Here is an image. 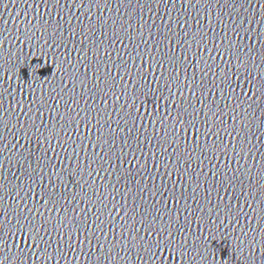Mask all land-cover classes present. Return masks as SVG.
Here are the masks:
<instances>
[{
    "label": "snow or ice",
    "instance_id": "snow-or-ice-1",
    "mask_svg": "<svg viewBox=\"0 0 264 264\" xmlns=\"http://www.w3.org/2000/svg\"><path fill=\"white\" fill-rule=\"evenodd\" d=\"M10 2L14 3L16 2V0H0V9L6 8ZM20 2L22 4L31 6L35 11L36 8L41 4H47L49 2H52V0H20ZM73 2H75V0H73ZM188 2L191 3V0H188ZM201 2L207 4L210 2V0H197L198 4ZM59 3L60 0H55L56 5H58ZM89 3L91 4V0H89ZM83 4L84 0H80L81 7H83ZM257 7L260 9L262 18H264V3H258ZM33 20H35V17H33ZM36 27L37 26H34L27 20V16H25V18L20 20L19 22V28L22 29L20 35L23 36L24 42L28 46V53H31L33 50L38 49L42 55L53 60L57 64V67L60 70L58 78L60 79L61 83H63L64 80H67L69 84H77L79 88L83 89L85 87V80L75 79V77L80 76V73L73 69L72 65L68 63L67 56L58 58L57 53L53 51V49L56 47V43L54 42L49 45L48 40L43 39L45 32L50 33L49 39L56 38L57 33H59V27H50L49 23L42 21V23L38 26L41 28L39 39L34 36ZM113 30L115 31V29ZM6 31V22L4 21L3 16H0V38H2L0 39V144H2L4 139L2 135L3 131L11 122L8 119L7 111L4 110L5 97L12 95H15L17 97L15 103L18 108L19 106L24 105L27 109L24 126L21 128L22 132L24 131V128L28 127L30 123L28 118L32 116V112L34 110L40 112V110L42 109L44 112H47L50 117L47 129L49 132V136L52 139H55L58 126L53 124V121L51 119L53 115L56 116L57 120L60 123L71 122L75 124L76 121H80V124H76V127L79 128L81 125H83L85 129V136L83 138L78 136L77 139H86L88 136V126L91 125L93 129L96 128V124L99 123V114L97 113L95 116L89 118L86 112L84 120H80L79 113H77L76 116L73 117L72 112L66 110L64 112V115L61 117L59 113V107L64 106L67 101L61 100L59 99V97H57V99L59 100V104L52 105V111L49 112V104L48 101L44 99V97L46 94L51 96L52 93L56 91V89L53 87L54 84H50V82H41L40 84H38L39 88H37L35 80L36 77L42 76L47 68L41 69L39 64H36L35 67L29 66L31 68L34 79L29 84L28 88H25L22 83L18 82L13 72H5L4 63L7 62L11 66V68H15L16 62L21 55V52L23 51V49L20 48L17 49L16 52H13L11 47L5 50L4 42L6 41V37H4L3 34ZM199 37L200 33L198 32L192 37V39L193 41H195ZM42 40L43 42H41ZM201 42H203L202 39ZM211 42L213 44L215 43L214 41ZM223 46L224 42L222 40L221 47ZM5 53H7V56L4 55ZM224 54L228 57L229 63L232 64V67L235 70L234 74L239 73L246 82H249L248 90L251 93L250 96L244 95L240 98L236 97L228 80V72L223 71L217 73L220 76L219 82L221 86L226 84L229 85L227 91L232 102V108L230 109V111L233 113H238V115H233L231 117L232 125L229 126L231 128V131H229V128L225 127L224 114L219 109H216L213 104H207L205 106L207 109L206 111L205 108L200 109V112L203 113V118L198 116L196 110L192 108V97L196 94H199L201 96L204 94L203 86L205 80L207 79L209 84H215L214 79L210 78L212 76V69L216 67L211 54H209L207 57L200 56L198 61L191 66V83H189L187 75H185L184 79L181 81L179 74H177V83L174 85V87L176 88V96L179 99V103H177L175 100L171 101L174 105V116H170L167 110V105L172 96L171 92H169L167 99L163 94L157 97V100L154 101L151 108H149L147 104L148 97L154 95L151 89L147 91L141 89L139 96H137V99L144 108V112L150 124L154 121L157 124H161L162 128L164 124H167V131L161 132V141L167 145L169 144V140H171V144H175L177 145V147H180L182 144L184 145V151L181 153V157L179 158H183L186 154L187 159L185 160V162L192 159L199 160L203 153L197 154V148L201 146L203 147L204 151L209 152L213 157H215V154L217 152L221 154L228 152L229 148H231L233 155H235L237 150L243 153L245 148L240 143L239 134L236 135L235 145L231 143V140H229V143L227 144H225L224 142V136L231 137L232 134L236 132V128L234 127V125L237 122H239L240 124L241 132H244L246 128L250 131L252 127L257 128V130H259V128L261 127H264V115H262L259 119H257L254 115L249 118V113L253 104L259 103L261 100H264V53L259 54L257 57V59H260L261 61L260 70L257 69V65L254 63L250 54L243 56L241 55L240 46L238 44L236 46H233L231 41H229L228 47L225 49ZM13 57H15L16 59H12ZM160 59L165 60V62L170 64L171 61L175 59V57H160ZM152 63V58L149 57V70L152 67ZM66 64L68 65L67 68H65ZM157 66L159 67V64ZM133 67H135V65H133ZM225 67L227 68V65ZM25 73L26 75H28L27 71ZM197 73H199V77L197 76ZM160 80L164 81L165 88H167L169 84H172L171 73H169V78L165 79L164 73L161 72ZM197 80H199V84L201 85V87L199 88L197 87ZM13 84L15 85L14 93L10 88V85ZM110 84H112V87H115L114 82L108 80L107 77H105L104 87L108 88ZM45 85L48 86L47 93L45 90ZM97 85L99 86V81H97ZM181 86H183L185 89H188L187 101H185L182 93L180 92ZM192 89H195V92H193ZM156 91L159 92V86H157ZM26 92L30 97L29 100L25 99ZM121 95H123V93H121ZM70 99L72 98L70 97ZM81 99H83V93H81ZM158 101H163V105H161ZM33 105H36L35 109H33ZM161 106H163L164 108L163 116L158 115ZM71 107L76 108V103L73 102ZM11 109L12 101L11 99H9L8 111H11ZM225 111H229L227 105L225 106ZM137 118L139 119V117ZM93 120H95L96 123H93ZM31 124L32 127H35L34 119L31 121ZM142 124L143 121L141 120V125ZM209 125L211 126L209 127ZM41 126L43 127L44 125L41 124ZM13 127H15V125H13ZM177 128L179 129V132L177 131ZM62 130L63 129H61V131ZM213 132L215 133L216 137H219V139H214L211 144H208L207 137L210 134H213ZM100 133H104L105 136L108 135V133L104 132L103 129H100L97 133V145H99L102 141L107 144L108 141L103 140V137L100 135ZM189 134L191 135V151H189L187 148ZM24 135L27 136L28 132H24ZM49 136H45L43 140H41L40 137L37 136V143H44L47 147V140L49 139ZM153 138L155 139V136ZM246 138L247 132H245V139ZM56 143L59 146L60 141H57ZM64 143L68 144L70 143V141L65 140ZM157 146H159V144ZM2 151L3 149L0 148V154H2ZM120 155H123V150H121ZM21 157H24L25 163H27V157L25 156V153L23 151L15 154L14 156V158L18 162ZM43 158L44 156L42 154L40 156V159ZM259 164L260 167L256 172V185H259L261 183L262 176H264V160H261ZM239 171V168H237L236 171L233 172L230 176L228 175L226 168L219 169L214 173V179L218 177L220 178L221 184L228 183L229 186H231L232 179L235 177L236 172ZM128 172H130V169L125 170V174H127ZM69 175L73 176L74 178H76L77 176L80 177V180H76L77 184H80V181L83 180V175H81L79 171V165H77V171L75 173L70 172ZM0 179H3L2 170H0ZM66 179H68L67 176L64 177L65 181ZM248 182L250 185L249 195H251V185L253 183L251 176L248 177ZM26 186L28 187L29 191H31L32 182H27ZM109 188L110 185H101L99 192H97L95 188L90 190L92 192V198L96 199V203L101 206V209L106 216L108 215L107 205L113 203L111 199L107 201H105L104 199L106 195L111 196ZM261 191H264V189H261ZM2 192L3 185H0V193ZM38 196L39 200L42 202L43 211H41L40 207L36 206V204L34 203L36 197H33V207L31 209L13 212L11 215L14 223L10 224L7 218L8 214L6 213L3 204V196L0 195V264H27V261L23 259L25 255L36 257L32 259V264H41V262L42 264H48L49 259L55 260V264H61V261L64 259L60 249V238L57 239L56 247L53 249L51 257H49L48 254V248L51 240L44 239V237L47 235L45 226H47L48 230L53 233H56L57 229H65V222L68 220V217L66 215L63 218L56 217L55 219H53L48 214V207L50 205L53 208L56 207V204L53 203L54 201L59 203L60 200L64 199L63 192H61V194L57 196L55 189L52 188V186L49 184L46 188L42 186L39 188ZM76 196L77 193L75 191H72L73 202L75 201ZM79 196L83 200V189H81ZM170 199L173 200V211L175 213V218L177 221H179L180 214L176 213L175 210V198L173 196L170 197ZM180 200L183 201V193H181L180 195ZM91 202V199H89V203ZM261 205H264V200H261L260 205H258L257 208L252 212L253 220H255L257 216L259 217L255 228H250L247 232H245L243 229H240L238 236L235 234V229H233L231 233L237 241V248L243 257V259L240 261V264H256L257 257H254L252 255V250L254 248L261 254L260 259H264V227L261 226L262 224H264V206ZM217 206L219 207V204ZM225 208H232L231 212L225 213V220H228V217L231 216L232 220L229 221V224H231L232 222H237V227H239L238 221L239 218L243 215L239 204L237 203L234 208L230 204L225 205ZM184 210L187 213L184 219L185 225L188 224V220L189 218H191L197 226H199L201 223H204L207 227L208 221L205 220L202 214L197 216L195 214V208L188 210L187 205L185 204ZM121 211H124L123 207L121 208ZM165 214L169 215L168 213ZM148 215H151V212H149ZM125 216H127V213H125ZM79 218L81 221H83L84 219L82 215ZM217 219H219V216L217 217ZM250 223L251 221L247 222V224ZM213 228L216 231H221V228H224V223L221 222L220 224H216L215 222H212V226L208 227V229L209 231H211ZM72 231L73 226L69 223L67 228L65 229V238L67 240V244L71 243L69 232ZM147 231L151 232L155 239L145 241L137 236V246L142 247L145 250L146 254L149 256V264H172V261L176 258H179L180 264H191V262L195 260V256L191 254L195 246L193 244L192 247L189 248V237H186L184 235L187 229L173 228L171 219H169V223L167 225L163 223L157 224L155 222V219H152L148 222ZM222 232H227V228H224V231ZM74 234L76 235L77 240H79L80 228H75ZM16 236L21 237V244H27L30 245V247L16 251L14 253L15 259H13L9 255L8 241L11 237L13 240L12 247L17 248V245L15 243ZM121 236H123V231H121ZM84 239L85 241H87V234L85 235ZM33 248H35V253L32 252ZM58 254L60 255V259H56ZM99 260L100 258L97 257L95 264H99ZM64 264H67V262L65 261Z\"/></svg>",
    "mask_w": 264,
    "mask_h": 264
}]
</instances>
